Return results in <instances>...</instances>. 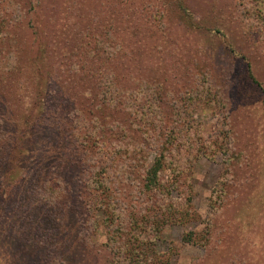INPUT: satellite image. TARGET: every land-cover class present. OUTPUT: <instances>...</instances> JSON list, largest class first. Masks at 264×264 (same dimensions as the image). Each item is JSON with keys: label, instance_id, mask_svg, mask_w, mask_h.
<instances>
[{"label": "rangeland", "instance_id": "374dc122", "mask_svg": "<svg viewBox=\"0 0 264 264\" xmlns=\"http://www.w3.org/2000/svg\"><path fill=\"white\" fill-rule=\"evenodd\" d=\"M161 143L158 256L264 264V0H0V264H125Z\"/></svg>", "mask_w": 264, "mask_h": 264}, {"label": "trees", "instance_id": "16d2710c", "mask_svg": "<svg viewBox=\"0 0 264 264\" xmlns=\"http://www.w3.org/2000/svg\"><path fill=\"white\" fill-rule=\"evenodd\" d=\"M252 1H255L256 3L258 0ZM162 57L164 56H161V58ZM249 74H252L250 70ZM130 138V133L128 129H126V131H123L122 134H120L118 139L121 144L127 146V148L124 151H121L119 156L116 157L117 160H120L119 164H121V167L124 168V170L126 168L133 170V164H135L136 160L137 153L133 151L135 148L131 145ZM127 140H129L130 143H128ZM164 145L165 143H161L157 149H153L155 151L152 152H155L157 157L152 161L153 163L144 173L140 190L141 195L139 194L140 191H137L135 194V197L137 199L141 198L143 202L137 207V210L139 211L136 214L130 215L129 218V228L133 229L129 231L132 246L127 250L128 255L130 254V259L125 261V264H152V261L155 260H158L160 264H169L168 260L160 258L155 251V238L148 240L143 238L142 235H154L157 237L165 226L178 225L184 220H190L195 214L190 210H186L184 203L185 199L182 198V196L179 198H170L171 191L167 189L168 183L163 181L162 176L163 172H165L163 160L167 159L165 148L168 147L166 144V147L164 148ZM168 164L169 162L165 161V166ZM171 170L172 169H170L168 173H170ZM172 172V176L169 175L172 180L171 186L176 190L181 186V178L176 171ZM183 177H185L184 174ZM126 188L122 187L120 191H125ZM116 231L117 233L119 232L118 227H116ZM111 238L113 239V237ZM112 239L110 240V243H113ZM110 249L113 250L112 248Z\"/></svg>", "mask_w": 264, "mask_h": 264}]
</instances>
